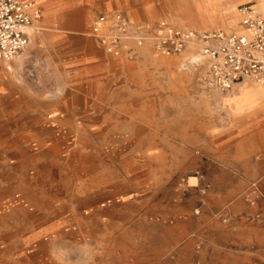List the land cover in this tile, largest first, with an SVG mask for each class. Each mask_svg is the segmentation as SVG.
<instances>
[{
    "label": "rangeland",
    "instance_id": "obj_1",
    "mask_svg": "<svg viewBox=\"0 0 264 264\" xmlns=\"http://www.w3.org/2000/svg\"><path fill=\"white\" fill-rule=\"evenodd\" d=\"M182 1L195 13L175 14L169 6L156 4L144 9L128 0L137 14L136 25L166 19L203 31L227 29L211 25L230 9L232 0H211L209 6L200 4L202 0ZM248 2L264 4L238 0L236 11ZM198 4L206 16H200ZM38 26L34 44L29 42L10 61L11 68L3 64L0 69V264H187L166 259L170 245L134 225L135 204L150 203L159 194L167 203L180 204L194 188L198 191L189 203L196 210L203 199L204 205H212L214 186L222 187L225 204L238 197L249 203L251 185L257 181L237 193L236 177L222 174L218 182L213 166L201 160V144L210 128L243 123L226 106L234 92L208 86L200 62L183 68L192 49L163 56L148 44L137 55L123 53L119 58L103 50L119 87H109L101 101L88 102L92 109L67 114L63 105L81 92V77L60 44L46 30L38 34ZM236 28L229 31H240ZM64 36L95 39L88 26ZM109 206L115 207L116 222H106L87 236L90 217ZM147 218L163 222L157 215Z\"/></svg>",
    "mask_w": 264,
    "mask_h": 264
},
{
    "label": "crops",
    "instance_id": "obj_2",
    "mask_svg": "<svg viewBox=\"0 0 264 264\" xmlns=\"http://www.w3.org/2000/svg\"><path fill=\"white\" fill-rule=\"evenodd\" d=\"M136 1L145 7L144 9H149L147 5L156 4V8L169 6L175 14H183L175 12V1ZM237 1L232 0L230 9L225 8L223 13L217 16L214 21L216 23L211 26L221 24L229 31L236 25V29L242 30L240 16L238 14L239 19L236 16ZM200 4L209 6L211 0H202ZM254 4L264 5L256 2ZM39 5L36 10L33 8L31 11L34 23L37 21L41 28L38 34L46 30L55 44H60L62 55L69 59L67 61L79 71V78L81 77V92L69 98L63 105V110L69 114L79 109H92L88 102L101 101V95L109 90V87H116L120 83L115 80L107 55L95 39L64 35L77 33L86 26L91 32L93 18L91 21L90 18L96 12H99L97 16L128 12V16L125 15L133 22L137 19V14L130 7L128 0H40ZM201 10L203 13H199L200 16H206L204 7ZM225 17L229 21L222 22L221 18ZM233 18H237V22H233ZM29 30L30 27L25 33L31 43ZM62 41L66 42L61 43ZM108 55L119 58L123 54ZM26 56L18 59V65L22 64ZM190 57H186L188 59L183 63V68L190 64ZM195 60L196 57H193L192 61ZM10 63L6 62L4 67L11 68ZM89 89L92 92H88ZM233 92L226 106L230 115L243 123L228 128H210L206 141L201 144L205 155L201 160L203 165L213 166L218 182L221 181L219 176L222 174L236 177L237 193H242L250 182L257 181L264 194V83L241 82ZM78 101L81 104H78ZM103 105V109L108 108L106 104ZM203 168L207 170V167ZM221 188L214 186L212 205H203L199 213H195V205L189 203L192 193L198 191L197 189H188L184 195L189 196L180 204L175 203L176 201L170 204L160 194L153 195L150 203L135 204L137 213L134 216V225L142 230L149 229L154 237L170 245L165 251V254H168L166 259L188 262L187 264H264V199H259L258 203L253 205L238 197L231 204H225V193ZM161 202L163 204L160 205ZM114 209L115 207L109 206L94 212L87 224V228L91 230L87 231L86 235L91 234L93 229L102 228L106 222H116ZM259 213H262V217L256 219L255 215ZM148 214L163 218V222L148 221Z\"/></svg>",
    "mask_w": 264,
    "mask_h": 264
},
{
    "label": "built area",
    "instance_id": "obj_3",
    "mask_svg": "<svg viewBox=\"0 0 264 264\" xmlns=\"http://www.w3.org/2000/svg\"><path fill=\"white\" fill-rule=\"evenodd\" d=\"M36 2L0 0V69L18 58L29 45L25 32L34 25L31 11ZM237 11L242 24L240 31H203L166 19L154 25H136L125 14L114 12L96 16L90 35L111 55H137L138 49L148 44L163 56L182 55L192 49L196 60L189 63L206 65L205 83L229 93L241 82L264 83V8L248 2L238 6ZM200 192L204 195L205 188ZM248 197L253 205L264 199L258 182L251 185ZM200 210L201 207L195 213ZM261 217L262 213L255 216Z\"/></svg>",
    "mask_w": 264,
    "mask_h": 264
},
{
    "label": "bare ground",
    "instance_id": "obj_4",
    "mask_svg": "<svg viewBox=\"0 0 264 264\" xmlns=\"http://www.w3.org/2000/svg\"><path fill=\"white\" fill-rule=\"evenodd\" d=\"M195 2V1H194ZM38 3V0H37V2H36V4ZM186 2H183L182 0H180L179 2L178 1H175V4L176 5H178V4H181L180 6H177V9H176V11H178V13H186V14H188V15H190V14H194L195 12V10L194 9H191V8H189L188 6H186V5H183V4H185ZM36 4H35V6H36ZM256 5V4H255ZM35 6H34V8H35ZM198 6H200V4H198L197 5V10H199V8H198ZM256 6H258V5H256ZM259 8H261V9H263L264 8V5H262V6H258ZM200 11V10H199ZM39 29V26H38V24L35 22L34 23V25L32 26V27H30V34H31V45L35 42V40L32 38V35H34L35 33H36V31ZM28 46H30V43H29V45ZM26 50V49H25Z\"/></svg>",
    "mask_w": 264,
    "mask_h": 264
}]
</instances>
